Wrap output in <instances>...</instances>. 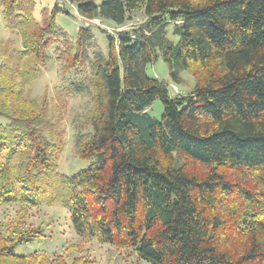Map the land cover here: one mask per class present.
<instances>
[{"label": "trees", "instance_id": "trees-1", "mask_svg": "<svg viewBox=\"0 0 264 264\" xmlns=\"http://www.w3.org/2000/svg\"><path fill=\"white\" fill-rule=\"evenodd\" d=\"M63 1L83 19H146L108 36V55L97 52L89 66V28L58 55L66 73L89 68L87 82L60 95L63 108L87 93L95 105L90 132L76 139L79 158L94 162L68 176L58 171L64 119L28 89L63 35L57 15L70 12L56 4L38 22L36 0H0L21 38L19 49L0 46V206L60 203L77 235L132 249L150 264H264V0ZM159 57L172 81L183 72L195 78L189 94L172 95L147 75ZM158 99L161 119L148 111ZM21 211L0 231V264H68L14 253L44 237Z\"/></svg>", "mask_w": 264, "mask_h": 264}, {"label": "rangeland", "instance_id": "rangeland-1", "mask_svg": "<svg viewBox=\"0 0 264 264\" xmlns=\"http://www.w3.org/2000/svg\"><path fill=\"white\" fill-rule=\"evenodd\" d=\"M95 5H100L103 0H92ZM58 4L70 12V15L61 12L56 17V31L63 34L59 43H56L48 53L49 59L42 75L33 82L28 89L30 97L41 100L46 95L52 117L61 115L64 119L62 127L65 129V149L59 160L58 171L61 174L72 176L87 169L94 162L83 160L78 156L76 139L79 134L90 132L86 118L94 110V102L91 94H81L68 99L66 108H63L60 95L73 83L89 80L88 67L83 71L64 72V61L58 59L66 48V41L75 42L81 28H89L92 31V40L88 45L90 62L99 52L108 55V36L117 37L118 33L141 26L145 22L142 12L133 13L132 18L123 26H117L107 20H88L79 16L75 6L65 3L63 0H36L34 18L41 22L44 10H52ZM8 43L10 48H21V38L14 34L6 25L0 8V46ZM1 62V56H0ZM149 77H156L169 85L172 95L178 92L180 95L189 94L195 87V78L188 72L181 74V83L172 81L168 64L162 57L146 68ZM149 113L155 119H161L164 107L161 100H156ZM0 123L7 121L0 117ZM24 217L26 226L40 228L44 234L33 242L17 245L14 249L16 255L26 256L35 253L45 254L51 260L62 258L68 264H72L79 258L89 259L91 264H150L140 259L132 249H121L110 244H102L95 238H82L74 231L69 209L60 204L42 205L40 207H25L19 204L0 206V231L5 232L4 226L13 224L19 211ZM25 213V214H24Z\"/></svg>", "mask_w": 264, "mask_h": 264}]
</instances>
